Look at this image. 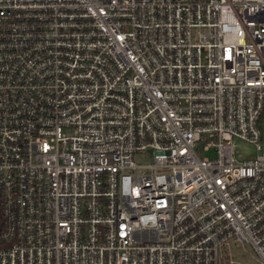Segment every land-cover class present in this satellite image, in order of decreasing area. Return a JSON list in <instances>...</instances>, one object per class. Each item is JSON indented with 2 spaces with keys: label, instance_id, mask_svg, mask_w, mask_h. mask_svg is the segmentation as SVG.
<instances>
[{
  "label": "built area",
  "instance_id": "built-area-1",
  "mask_svg": "<svg viewBox=\"0 0 264 264\" xmlns=\"http://www.w3.org/2000/svg\"><path fill=\"white\" fill-rule=\"evenodd\" d=\"M263 108L264 0H0V264H264Z\"/></svg>",
  "mask_w": 264,
  "mask_h": 264
},
{
  "label": "rangeland",
  "instance_id": "rangeland-1",
  "mask_svg": "<svg viewBox=\"0 0 264 264\" xmlns=\"http://www.w3.org/2000/svg\"><path fill=\"white\" fill-rule=\"evenodd\" d=\"M259 128H260V141L259 144L261 145V151H264V108L261 112L260 118H259ZM233 155L237 162H243L247 160H251L256 156V151L254 149V146L248 142H245L240 139H234L233 140ZM136 164H146L150 161L149 154L145 155H137L134 159ZM243 249V250H242ZM232 264H258L253 258H251V251L250 249L245 245L243 247L239 248H233L232 249Z\"/></svg>",
  "mask_w": 264,
  "mask_h": 264
}]
</instances>
